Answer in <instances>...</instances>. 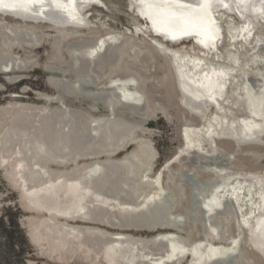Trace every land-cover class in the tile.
Returning a JSON list of instances; mask_svg holds the SVG:
<instances>
[{
	"label": "bare ground",
	"instance_id": "1",
	"mask_svg": "<svg viewBox=\"0 0 264 264\" xmlns=\"http://www.w3.org/2000/svg\"><path fill=\"white\" fill-rule=\"evenodd\" d=\"M73 1L75 5L73 8L74 11L72 12L68 0H38L37 5L28 8L19 4L16 11L22 12L29 17L37 18L43 16L57 24L63 25L68 23L72 26H76L80 22L82 25L86 24V9L92 5L100 7L102 4V0ZM84 1H95V3L85 7ZM125 2L127 7L131 10L139 12L144 17H148L153 28L161 31L164 38L170 37L174 44L168 45H176L186 41L184 45L191 46L194 50L202 51L199 55L193 54L196 56L184 54L189 57V59L185 60V58H183L184 55L179 53L180 50L177 52V50L171 49L168 45L159 43V47L176 58L175 62L181 73L185 76L186 85L189 88L198 87L201 92L206 95L205 97L215 101V108H218L219 111L222 104L225 102L231 110H237L244 115L239 118L237 117L238 119L231 116L230 120H225L226 124L224 126H218V129L225 135L222 137L230 138L235 143L234 153L242 151L241 148L243 145L258 144L261 138L263 139L262 135L264 134V71H261L260 68L254 71L251 69L254 65H259L255 57H253V61L251 62L247 60L243 62L244 57L240 54H236V44L239 42L242 43L243 41L250 44V39L254 38L251 24L256 22V20L262 24L261 32L264 33V0H125ZM7 6L11 5L0 2V11L6 9L5 7ZM220 10H223L226 14L235 10L238 11L242 16L241 20L243 19L241 21V28L238 29V27L231 24L226 27V19L224 20L223 16H219ZM64 11H66V15L63 14ZM73 15L77 17L75 18ZM0 16L3 17L2 15ZM158 17L163 22L153 24V21H155L156 18L158 19ZM172 17H175L176 20H173ZM185 17L192 19L198 17L202 19L206 18L209 22H214L213 26L217 30L218 35L213 36L212 39H207L200 27L190 30L182 29L180 27V18ZM165 22L166 24H163ZM9 23L15 24L14 22ZM145 26L147 29V23H145ZM15 29L22 28L21 26H8L5 24V21L0 18V37L4 42L19 47H35L40 45V36L33 34L31 31L27 33L30 39H28V42H17L19 39H25V36H21L22 33L21 35L16 33ZM224 31L228 32L225 42ZM186 33H190L194 41L189 42V35L182 36L184 34L186 35ZM63 37V35L56 34L51 40L50 56L48 62L45 64V69L48 71L46 79L50 86L60 89L59 91L62 90L65 94L78 95L82 92V89H79V86H75L74 83L85 79L84 77H86L89 72L96 75L95 80H99L102 77L106 78L110 75L112 84L116 82L117 77H121L129 81L133 89L132 93H130L131 96L125 94V92L123 94L119 92L116 93L118 101L122 102V104H129L132 108L136 107V109L144 107L146 96L144 97V93L140 87L145 79L142 80V77L139 76L137 72H133L127 64H123V61L133 60V58H139L138 56H143L145 54L149 55V52L140 49L142 52L139 54L138 50L134 48L131 56L124 55L118 60L120 54L122 55L127 49V44H124L123 47H117V45H115L112 47V50H108L106 45L119 37L114 32H107L103 35L93 36L88 39L68 41L65 46V51L67 52V56H69V60L71 59L69 63L71 70L68 74L72 77L68 79L65 77V74L59 72V69L54 65L55 63L61 62L62 59L60 47ZM152 38L164 42L162 39L156 38L153 35H150L148 39L153 41ZM193 43H201L204 47L195 48ZM222 45H225V47H222ZM253 49H258V45L254 43ZM9 58H11V53L0 59V72L15 73V71L24 70L31 62L25 59L22 62L15 60L13 64H9L6 62ZM104 68L106 72L104 71L100 74L99 72ZM249 71H253V73H249ZM137 75L139 78L134 81V79L138 77ZM227 85H231L230 95H232V97L226 99ZM67 86L71 88L67 89ZM219 87H222L221 92L216 90V88ZM79 90L81 91L80 93ZM84 94H86V92H84ZM11 96L16 97L17 93H11ZM39 96L42 100L44 98L47 100L51 98L46 93H39ZM62 97L64 96L62 95ZM62 97H59L60 101H62ZM53 98L55 99L57 97L54 96ZM46 99L44 101H46ZM47 103L48 102H44L35 105L8 102L0 105L1 115H3L2 111H7L10 114H8L10 118L7 119L8 123L6 124L7 131L5 139L3 140L0 138V150L3 147L5 148V146L7 148L5 143L9 140H17L19 151L15 157L9 154L0 156V167L4 170L5 178L20 192L24 208L34 213V215L29 216L28 219L30 223L28 235L32 243L40 245L44 243V241H47L53 243L52 246H61V248L64 244L67 243L66 245H68L70 242L82 243L83 240H80L79 233L98 232L99 230H94L89 224H99L115 230L107 233L105 232L107 238L105 246L96 251L91 257L92 260H99L103 264H176L184 260L188 255H191L189 264H202L205 263L206 260L226 259L233 256V254L238 256L233 246L224 245L219 241L206 242L207 244L203 246V242L197 240L189 248H186L184 247L185 245L180 243V240L175 237L176 232L173 231V229L177 222L173 221L160 225L156 223L152 224V222L150 224H145L143 220H147L148 216L143 208L140 209V203L135 204L130 197L118 202L116 201V197L113 196V190L111 192L112 195L106 193V189L111 188V183H116L118 186L119 184H117V181L121 180L124 176H128L127 173L124 176H118L114 171L117 167L125 165L126 160L135 158L139 154L138 149H132L116 159L109 158L108 156L123 149L127 142V140H119V143H115V141L112 143L109 131L111 134L113 133L114 136L116 135V137L120 133L116 125H113L109 130L99 125L91 127L87 122L86 126H82L79 130L66 126V128H60L55 125L56 123L53 124V122L50 121L57 114L59 115L58 109L51 110V108H49V110L46 111L44 107H48ZM110 105L111 104H109V106ZM187 106H189L192 112L201 119H203L206 114L205 106L209 107L207 104H205L204 107H199L196 104ZM106 110L109 112L110 109L108 106ZM63 113H65V111ZM145 114L147 115V113ZM38 121H40L39 124H36ZM76 124L77 123H75V126ZM96 130L97 132H95ZM9 131H11V134L8 133ZM25 132L27 133L26 135ZM233 136L235 139L245 143L237 144ZM93 137L96 138L98 143L95 141L97 144L90 146V138ZM39 141L46 143L44 147H47V151L49 150L53 154L56 153V156L59 157L62 155L61 157L63 158L62 160L54 159L51 155L43 151L42 158L47 159L48 162L56 161L53 164L45 163V166L66 168L73 162L78 163L80 161L83 164H75L73 167H70L68 171L63 173H48L46 172L47 170L41 172L40 169L35 168L37 164H40L38 154L36 152H28V144L30 143L36 146ZM116 141L118 140L116 139ZM261 142L264 143L263 140L260 141V143ZM12 143L13 141L10 142L11 145ZM188 147L189 143L185 137L184 144L182 147H179V150L182 152L188 149ZM37 148L38 147L35 149ZM14 149L13 151H15ZM2 152L0 151V155ZM39 152H42L41 148ZM101 156L106 157L103 160H97ZM153 156L154 155L151 154V157ZM27 157L30 159H27ZM64 157L67 159H64ZM29 162L33 163V165L30 166ZM27 173L39 175L40 180H34L33 183H29L31 178L28 182V177L26 178ZM215 173L216 172H214L213 175L212 172V177L218 178L216 175L219 174ZM249 176L251 182L257 185L254 194L258 199L254 203L255 206L250 209L253 212H255L256 209L258 212L255 216L253 215L254 219L251 226H249V232H247V234L253 248L264 258V173L257 174L255 172L250 173ZM237 183L240 185V181H237ZM150 185L151 187L156 186L153 183ZM232 193L235 194V199L239 203L240 197H236L238 191L234 190ZM221 203L220 199L213 198L204 204L205 208L200 209L204 215L216 217L217 214L221 213L222 209H224V205L222 206ZM108 216L112 217L111 220ZM247 218L246 214L242 215L244 224ZM117 219L118 224L115 223ZM109 220L111 223H109ZM119 220L122 221V224H119ZM149 221L150 220H148V222ZM130 229H145L154 233L150 236H141L127 232ZM208 234L213 240L216 238L221 240V237H218L220 234H218L216 230H210ZM174 237L178 239V241L175 240ZM141 242L142 245H144V243H151L157 246L161 245V247L164 246L162 248L163 250L165 249V251L164 253L161 251V254L157 257H148L149 251H146L148 252L147 254L144 252L141 253V255H137V252L135 253L131 244L135 243V247H137L141 245ZM137 243L139 245H137ZM136 249L139 250L138 247ZM153 252L155 253L156 251ZM153 252H151V254ZM262 264H264V259Z\"/></svg>",
	"mask_w": 264,
	"mask_h": 264
},
{
	"label": "rangeland",
	"instance_id": "2",
	"mask_svg": "<svg viewBox=\"0 0 264 264\" xmlns=\"http://www.w3.org/2000/svg\"><path fill=\"white\" fill-rule=\"evenodd\" d=\"M103 2L105 6L109 5V10L106 11L94 5L90 6L85 10L86 24L80 25L79 28H77L78 25H76L66 29L64 32L49 30L42 25L31 28L30 31L33 32V34L40 36L41 43L38 46L19 47L9 45L0 37V59L11 53V58L6 61L9 64H13L15 60H19V62L25 59L29 62L31 61L24 70L15 71V73L0 72V105L8 102L35 105L48 102V107L45 106L44 109L46 111L49 110V108H51V110L58 109V117L56 115L54 117L56 120L51 118L53 121H50L53 122V124L56 123L55 125L60 128L72 127L79 130L82 126H86L87 122L91 127L99 125L109 130L113 125H116L120 133L116 137V135L114 136L113 133L111 134L109 131L112 143H114V141L115 143H119L121 140H127V142L123 149L108 157L116 159L132 149H138L139 154L133 159L126 160L125 165L116 168L114 171L116 175L124 176L127 173L128 176H124L122 177L123 180L117 181V184H119L118 186L116 183H111V188L106 189V193L111 195L113 193V196L116 197V201L118 202L130 197L135 204L140 203V209L143 208L148 216V219L146 218L147 220H143L145 224H150L152 222V224L156 223L160 225L173 221L177 222L173 229V231L176 232L175 237L178 238L180 243L185 245L184 247L186 248H189L197 240H201L203 246L208 242L219 241L224 245L233 246L238 254V256L233 254V256L226 259L206 260V262L202 264H262L264 258L251 245L247 232H249V226H251L255 214L258 212L256 209L255 212L250 209L255 206L254 203L258 199L254 194L257 185L251 182L249 175L255 172L257 174L264 173V143H260V141H264V134L262 135L263 139L261 138L259 141L260 144L253 143L243 145L241 148L243 152L234 153L235 143L230 138L222 137L225 135L218 129V126H224L226 124L225 122L231 119V116H234L236 119L244 116L241 112L234 109L231 110L225 102L222 104L220 111L218 108H215V106H205L206 114L203 119L199 118L192 111L188 112L187 108L179 104V99L175 90L176 87L172 83L173 80L170 79L167 72V68L170 69L168 65L164 64V60H162L160 56L155 57L144 48L140 49L149 52V55L145 54L143 56H138L139 58H133V60L123 61V64H127L133 72H137L138 75L142 77V80L145 79L140 88L144 93V97L146 96V99L144 107H140L139 109H136V107L132 108L129 104H122V102L118 101L116 93L119 92L123 94L125 92V94L131 96L130 93H132L133 89L129 81L121 77H117L116 82L112 84L110 75L106 78L102 77L99 80H95L96 75L89 72L87 76L84 77L85 79H82L83 82L79 80L74 83L75 86L77 85L79 89H82V92L79 90V93L81 92L80 94L77 93L79 96L75 94H65L62 90L59 91L60 89L53 88L48 84L46 79L48 71L45 69V64L48 62L50 56L51 40L54 35L58 34L64 36L60 47L61 62L55 63L54 65L59 69V72L65 74L66 78L71 79L72 77L68 74L71 70L69 67L71 59L69 60V56H67V52L65 51V46L68 41L88 39L93 36L103 35L107 32H114L119 35L130 27L128 22H131L132 19V24L136 28L142 30L146 29L145 23L136 18L131 11L126 9L127 5L125 0H102V4ZM219 12V16H223L224 20L226 19V27L231 24L238 27V29L241 28V21L243 19H236L232 12L227 14L223 10ZM0 18H2L8 26L13 25L20 27L17 24L9 23L12 22L10 19L5 20V18L1 16ZM261 25L262 24L257 20L251 24L254 33V38L249 41L251 45L244 41L236 44V54H240L244 57L243 62L246 60L251 62L253 61V57L257 59L259 65H254V67L251 68L253 71L258 68L264 71V33L261 32ZM81 30H84V33ZM227 35L228 32L224 31V42L225 39H227ZM149 36L150 35L142 37L148 40ZM152 40L158 46L159 43L168 45L153 38ZM185 42L186 41L168 46L175 51L177 50V52L180 50L181 52L179 51V53L183 55L192 54V56H196L202 52L192 49L191 46L184 45ZM254 43L258 45V49H253ZM222 47H225V45H222ZM186 56L187 55H184L183 58H185V60L189 59V57ZM105 70V68L101 69L99 73L101 74ZM253 71H249V73H253ZM69 88L71 87L67 86V89ZM226 90V99L232 97V95H230L231 85H227ZM37 91L46 93L51 98L49 97L50 99L46 101L37 98L35 93ZM84 92H86V94H84ZM11 93H17V96L12 97L10 96ZM37 94L39 95V92ZM62 95L64 97H62ZM52 96H56V100ZM59 97H62V101H60ZM109 104L111 105L109 106ZM107 106L110 109L109 112L106 110ZM64 111L65 113H63ZM2 112L3 115H1L0 112V138L4 140L7 131V119L10 117L7 111ZM145 113H147V115ZM39 122L40 121L36 124H39ZM75 123H77V127ZM10 132L11 131L8 133ZM95 132H97V130ZM26 134L25 132V135ZM28 135L30 136L29 133ZM185 137L188 140L189 147L180 152L179 147H182L184 144ZM90 139V146H94L98 143L96 138L93 137ZM116 139L118 141H116ZM12 141L14 144L12 143L11 145L10 142ZM5 144L7 148L5 146V148L3 147L0 150L1 152L3 151L0 156L9 154L15 157L17 152L19 153L17 140H9ZM44 146H46V143L43 141H39L36 146L30 143L28 144V152H36L39 156L38 159L40 164L34 166L40 169L41 172L47 170L46 172L48 173H63L68 171L70 167H73L75 164H83L80 161L78 163L73 162L66 168L45 166V163L53 164L56 161L48 162L47 159L42 158L43 151L51 155L54 159L62 160L63 158L61 154L59 157L56 156V153L53 154L49 150L47 151V147ZM36 147L38 148L35 149ZM40 148L42 152H39ZM13 149L15 151H13ZM151 154L154 156L151 157ZM105 157L106 156H101L97 160H103ZM27 159L30 158L27 157ZM64 159L67 158L64 157ZM29 165L31 166L33 163L29 162ZM212 172L213 175L214 172H216L215 174H219L216 175L218 178L212 177ZM34 175H32V173H27V181H30L31 178V181H28L29 183H33L34 180H40L39 175ZM237 181H240V185ZM152 183L156 186L151 187L150 184ZM113 188L116 189L114 190ZM234 190L238 191L236 197H240L239 203L235 199V194L232 193ZM213 198L220 199L222 202L221 205L225 207L223 206L224 209H222L221 213H218L216 217L211 216V218L210 216L208 217V215H204L201 209L205 208L204 204ZM13 204L19 207V227L25 233L30 249L24 255L19 252V257L12 254L9 255L7 252H3L6 250L7 246L4 245V240L0 239V256L4 255L9 257L8 260L0 257V264H103L99 260H92L91 258L96 251L105 246L107 242L106 233L115 231L103 225L89 224L91 228L99 231L79 233L80 240H83L82 243L70 242L68 245H66L67 243L64 244L65 247L62 246V248L61 246H52L53 243L47 241H44V243L40 245L32 243L28 235L30 229L28 219L29 216L34 215V213L24 208L20 192L9 183L5 178L4 170L0 167V212L3 206ZM245 214L246 217H248V221L246 220L244 224L242 215ZM108 218L111 220L112 217L108 216ZM20 220L23 225L20 223ZM114 220L116 221L115 218ZM148 220L150 221L148 222ZM121 222L122 221H120L119 224ZM109 223H111V221ZM115 223L118 224V219ZM210 230H216V232L220 234L218 237H221V240H219V238H216L217 240L211 239L208 234ZM127 232L141 236H150L154 233L145 229H130ZM176 238L175 240L178 241ZM138 243L137 245H139ZM140 244L141 245L137 246L139 250L136 249L135 243L131 244L135 253L137 252V255H141V253L144 252L147 254L148 252L146 251H149L148 257H157L161 254V251H163L162 253L165 251V249L163 250L162 248L164 246L161 247V245L157 246L151 243H144V245H142V242ZM150 250L156 252L154 253ZM151 252H153V255ZM190 259L191 255H188L184 260L176 264H189Z\"/></svg>",
	"mask_w": 264,
	"mask_h": 264
},
{
	"label": "water",
	"instance_id": "3",
	"mask_svg": "<svg viewBox=\"0 0 264 264\" xmlns=\"http://www.w3.org/2000/svg\"><path fill=\"white\" fill-rule=\"evenodd\" d=\"M0 2H4V3H8L11 6H7L5 7L6 9H4L3 11H0V15H2L5 20L10 19L12 22H14L15 24H18L22 27V29H15L16 33H19V35L21 36H25V39H19V42H28L30 39L27 36L28 32H30L31 28L37 27V26H43L46 29L49 30H58L60 32H64L66 29H69L70 27H73L72 25L70 26V24H57L54 23L52 20H50L47 17H37V18H33V17H29L27 15H24V13L16 11V8L19 7V4L22 5L23 7H33L35 5L38 4V0H0ZM85 2V7L94 4L95 1H84ZM68 3L70 5V10L71 12L74 11V1L73 0H68ZM108 5V4H107ZM100 8H103L104 10L108 11L109 10V5L105 6L104 4H101ZM126 9L128 11H131L137 18H139L140 20L144 21L145 23H147V29H139L136 28L132 22H127L129 23L130 27L128 29H125V31L121 32V34H119L117 39H114V41H110L109 44L106 45V48L108 50H112V47L117 45L123 47L124 44H127V49L122 53V55L120 54V56L118 57V60L124 56V55H128L131 56L133 49H137L138 53L141 54V50L140 48H144L145 50L149 51L151 54H153V56H160L162 58V60H164V64L168 65V67L170 69L167 68V72L170 76V79L173 80L172 83L175 85L176 87V93H177V97L179 99V104L182 107H185L188 109V112L192 111L191 108L187 105H198L199 107H204L205 104H207L209 107L211 106H215L216 103L214 100L209 99L208 97H205L206 95L204 93L201 92V90L198 87H191L189 88L186 85V78L185 76L181 73L180 69L177 66V63L175 62V57H173L170 53L165 52L164 49H162L161 47H159L157 44H155L153 41L151 40H146L145 38H143L142 36H146L147 35H153L156 38L162 39L165 43L167 44H174L173 40H171L170 37H165L163 36V33H161V31L159 30H155L153 28L152 23L150 24V20L148 17H144L143 15H141L139 12L133 11L131 10L129 7H126ZM64 15H66V11H64L63 13ZM232 14L234 15V17H236L237 19H241L242 16L238 11H233ZM75 18L77 17L76 15H73ZM173 20H176L175 17H172ZM175 18V19H174ZM180 27L182 29H195V28H202L203 30V34L207 37V39H212L213 36H217V30L214 28L213 24L214 22H209L208 20L202 19V18H196V19H192V18H180ZM160 22H163L160 20V18L158 17V19L156 18L155 21H153V24H159ZM163 24H166L163 23ZM80 25H82V23H78L77 28L80 27ZM145 30V31H144ZM84 33V30H81ZM189 35V42L194 41L192 38V35L190 33H186V35H182V36H188ZM29 39V40H28ZM193 46L195 48L197 47H204L201 43H193ZM213 50V47H212ZM138 77H136L134 79L137 80ZM172 84V85H173ZM191 89V91H190ZM216 90L218 91H222V87L216 88ZM40 93V91L35 92L37 95V98H40V96L37 93ZM193 92V93H192ZM11 96V95H10ZM180 96V97H179ZM41 99V98H40ZM46 98H44L43 100H45ZM47 100V99H46ZM205 102V104H204ZM189 107V108H188ZM258 134V131H257ZM259 135V134H258ZM235 136V135H234ZM233 136V139L235 142H237V144L239 143H245V142H241L240 140L235 139V137ZM243 152V151H241ZM202 211V210H201ZM20 223L23 225L22 221L20 220Z\"/></svg>",
	"mask_w": 264,
	"mask_h": 264
},
{
	"label": "trees",
	"instance_id": "4",
	"mask_svg": "<svg viewBox=\"0 0 264 264\" xmlns=\"http://www.w3.org/2000/svg\"><path fill=\"white\" fill-rule=\"evenodd\" d=\"M18 218L19 207L15 204L2 207L0 212V239H3L4 245L7 246L3 252L16 257H19V252L24 255L30 249L25 233L19 227ZM0 257L5 260L9 258L4 255Z\"/></svg>",
	"mask_w": 264,
	"mask_h": 264
}]
</instances>
